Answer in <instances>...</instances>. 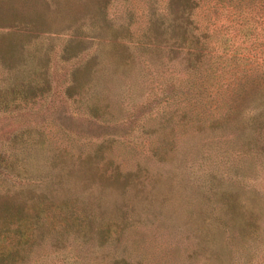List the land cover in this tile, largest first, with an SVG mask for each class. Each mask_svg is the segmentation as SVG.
<instances>
[{
    "label": "rangeland",
    "instance_id": "rangeland-1",
    "mask_svg": "<svg viewBox=\"0 0 264 264\" xmlns=\"http://www.w3.org/2000/svg\"><path fill=\"white\" fill-rule=\"evenodd\" d=\"M92 2L0 0V166L7 168L0 200L24 201L9 235L18 225L29 236L17 263L106 264L119 256L128 264H264V77L239 94L165 99L174 73L165 45L139 40L151 13H165L164 0H108L104 14ZM208 9L196 12L199 23H227L226 10ZM126 24L125 37L104 35ZM249 50L246 67L264 72V44ZM154 93L157 103L138 109ZM90 106L103 118L134 115L110 129L88 117ZM88 161L97 173H130L131 185L119 191L90 180L82 172ZM223 190L250 216L248 231L238 226L243 217L213 202ZM75 196L105 214L122 205L124 236L96 246L66 227L56 237L65 225L57 203Z\"/></svg>",
    "mask_w": 264,
    "mask_h": 264
},
{
    "label": "trees",
    "instance_id": "trees-1",
    "mask_svg": "<svg viewBox=\"0 0 264 264\" xmlns=\"http://www.w3.org/2000/svg\"><path fill=\"white\" fill-rule=\"evenodd\" d=\"M204 1H207V5L201 8ZM93 2L95 5L98 4L96 12L102 11L101 13L104 14L108 0H93ZM164 2L165 13L161 15L151 13L139 40L155 46L165 45V64L171 62L174 70V73L165 80V99L174 94L183 95L187 100L198 96L220 97V94L223 96L227 92L239 94L243 89V83L264 77V72L258 74L254 69L246 67L247 62L253 57H248L249 49L264 44V0H164ZM204 8H209L207 11L214 13L219 8L226 10L227 23L208 25L207 20L203 24L199 23L195 15L198 10L203 12ZM94 18L92 12L91 25ZM105 32L107 33L104 35L111 38L125 37L128 32L127 24L121 25L119 29H108ZM91 34V38L100 35V33ZM76 74L77 70L73 73V80L77 79ZM153 95L144 105L140 103L138 109L150 106L154 100L157 103V94ZM261 107L264 111V94L261 97ZM101 115L95 106L89 107L90 119L97 120L112 129L116 124L131 118L134 113L127 111L114 118H103ZM118 134L129 136L130 133L121 129ZM85 164L82 170L85 177L97 181L103 187L124 191L128 185H131L130 173L114 170L105 175L103 172L97 173L89 161ZM3 169L7 168L0 166V170ZM209 189L211 187L204 189L205 196L208 200H212L215 191L210 192ZM221 193L213 199L214 203H220L219 211H229L231 214H237L238 218L243 217L238 226L242 231H248L252 226L250 216L238 210V203L233 194L224 190ZM41 198L44 199V196L41 195ZM40 202L41 200L37 199L32 203L35 223L39 222L42 211ZM122 203L124 204V201ZM24 204L23 200L12 195L0 200V239L9 237L8 245L4 244L3 249L0 250V264H18L23 259L21 250L29 240V236H24V232L17 225L12 228L14 237H10L9 224L12 221L18 223L22 219ZM57 207L59 211L55 216L64 220L65 225L63 228H58L56 237H60L61 231L66 230V227L73 228L75 236L83 241H91L96 246H102L107 242L116 244L124 236L127 216L121 209L122 205H115L112 213L105 214L104 211L94 210L93 201L75 196L72 199H61ZM222 219L224 218L220 220ZM41 232L39 230L31 240H35L42 234ZM106 264L128 263L119 256H113V259Z\"/></svg>",
    "mask_w": 264,
    "mask_h": 264
}]
</instances>
